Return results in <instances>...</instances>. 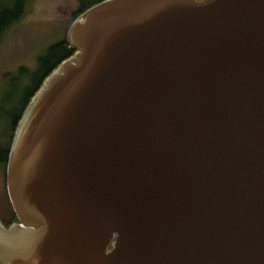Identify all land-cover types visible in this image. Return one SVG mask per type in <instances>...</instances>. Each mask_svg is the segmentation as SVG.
<instances>
[{
  "label": "water",
  "instance_id": "1",
  "mask_svg": "<svg viewBox=\"0 0 264 264\" xmlns=\"http://www.w3.org/2000/svg\"><path fill=\"white\" fill-rule=\"evenodd\" d=\"M66 38L12 136L0 264H264V0H100Z\"/></svg>",
  "mask_w": 264,
  "mask_h": 264
},
{
  "label": "rangeland",
  "instance_id": "2",
  "mask_svg": "<svg viewBox=\"0 0 264 264\" xmlns=\"http://www.w3.org/2000/svg\"><path fill=\"white\" fill-rule=\"evenodd\" d=\"M14 0H0V6ZM90 0H27L20 17L0 39V144L6 145L13 116L41 74L52 64L38 57L67 35L72 16L80 3ZM5 176L0 167V203L5 198Z\"/></svg>",
  "mask_w": 264,
  "mask_h": 264
},
{
  "label": "trees",
  "instance_id": "3",
  "mask_svg": "<svg viewBox=\"0 0 264 264\" xmlns=\"http://www.w3.org/2000/svg\"><path fill=\"white\" fill-rule=\"evenodd\" d=\"M8 0H6L7 2ZM100 0H90L86 1L84 3H80L77 10L74 12L72 16V20L76 18L80 13H82L86 8L91 6L92 4L98 2ZM27 2V0H14L12 5H9L6 3L5 5L0 6V39L3 35V32L6 30V28L15 20H17L23 9L24 5ZM75 52V49L73 46L68 42L66 36H64L63 39L50 44L45 51V54H42L38 57V64L42 65L47 61L48 58H53L52 64L41 74L39 80L37 83L33 86V88L30 90L29 94L26 96L24 101L20 105L19 112L16 113L10 124V135L8 138V141L6 145L0 144V167L3 169V172L5 171V167L7 164V155L8 150L11 144V136L14 133V130L16 128V125L21 117V115L24 112L25 107L27 106L29 100L34 95V93L39 89V87L42 85V82L44 78L64 59L70 57ZM5 200L4 202L0 203V221L4 226H9L13 222H17V216L12 208V205L10 203V200L8 198L7 190H6V184H5Z\"/></svg>",
  "mask_w": 264,
  "mask_h": 264
},
{
  "label": "flooded vegetation",
  "instance_id": "4",
  "mask_svg": "<svg viewBox=\"0 0 264 264\" xmlns=\"http://www.w3.org/2000/svg\"><path fill=\"white\" fill-rule=\"evenodd\" d=\"M14 134V133H13ZM13 136V135H12ZM12 136H11V141H12ZM10 148V147H9ZM9 152V150H8ZM0 157H1V154H0ZM7 158H8V155H7ZM7 165V164H6ZM3 171V169H2ZM4 173V176H5V184H6V167H5V171L3 172Z\"/></svg>",
  "mask_w": 264,
  "mask_h": 264
},
{
  "label": "bare ground",
  "instance_id": "5",
  "mask_svg": "<svg viewBox=\"0 0 264 264\" xmlns=\"http://www.w3.org/2000/svg\"><path fill=\"white\" fill-rule=\"evenodd\" d=\"M20 133H21V132H19V137H18V138H19V140H21V139H20V137H21V136H20ZM15 149H16V147L14 148V150H15Z\"/></svg>",
  "mask_w": 264,
  "mask_h": 264
}]
</instances>
